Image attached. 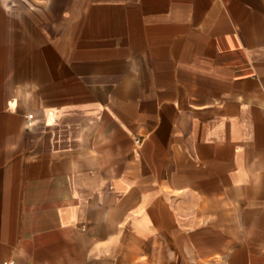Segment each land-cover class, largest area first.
Here are the masks:
<instances>
[{
	"label": "crops",
	"instance_id": "obj_1",
	"mask_svg": "<svg viewBox=\"0 0 264 264\" xmlns=\"http://www.w3.org/2000/svg\"><path fill=\"white\" fill-rule=\"evenodd\" d=\"M0 264H264V0H0Z\"/></svg>",
	"mask_w": 264,
	"mask_h": 264
}]
</instances>
